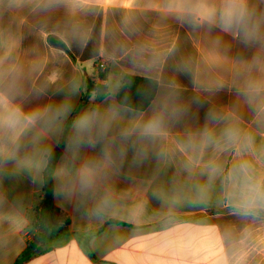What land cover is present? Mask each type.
<instances>
[{"label":"clouds","instance_id":"1","mask_svg":"<svg viewBox=\"0 0 264 264\" xmlns=\"http://www.w3.org/2000/svg\"><path fill=\"white\" fill-rule=\"evenodd\" d=\"M134 7L156 11L161 20L171 18L194 31L210 34L218 29L252 49L249 57L229 58L226 77L214 74L194 56L182 57L175 66L176 72L192 76L197 103L199 94L212 95L225 87L234 91L235 102L211 107L202 127L173 134L172 125L188 111L182 85L165 71L177 52L176 37L157 41L156 25L153 34L132 40L136 29L129 14L123 25L106 28L101 36L104 59L113 70L92 94L91 106L67 124L72 98L81 90L80 78L65 81L58 75L38 86L43 62L21 51L18 32L0 25V174L9 163L16 173L30 172L34 182L47 173L66 199L75 197L85 222L98 225L125 208L141 215L147 211V198L132 197L129 189L117 191L112 176L118 174L129 148L136 165L154 155L156 170L144 183L152 188L165 215L183 207L203 208L220 197L233 216L246 222L247 243L234 253L232 264H264L260 259L264 257V0H136ZM60 8L66 15L53 30L66 41L86 44L93 30L87 17L104 8L101 0H0V18L6 10L26 9L47 17ZM46 29L47 22L42 31ZM202 45L212 51L229 46L219 36ZM136 75L155 90L149 111L134 107L126 93L121 96ZM57 81L63 84L58 91L65 94L60 103L25 110L26 101L45 94L47 85ZM98 96L103 103L96 102ZM66 129L68 155L53 168L51 140L59 142ZM97 146L99 152L81 158L83 148ZM170 164L176 165L173 177L159 180L161 170ZM256 224L258 228L253 227Z\"/></svg>","mask_w":264,"mask_h":264},{"label":"crops","instance_id":"2","mask_svg":"<svg viewBox=\"0 0 264 264\" xmlns=\"http://www.w3.org/2000/svg\"><path fill=\"white\" fill-rule=\"evenodd\" d=\"M104 7L96 15L87 17L92 26V36L86 44L66 41L53 25L62 20L65 9L60 8L47 17L29 13L26 9L20 13L6 10L0 25L9 28L20 36V49L30 59L39 57L43 69L36 83L56 80L60 75L65 81L78 76L81 90L72 98L73 111L67 124L81 111L93 103L90 83L103 86L113 70L104 59L101 36L105 29L123 25L125 17L131 15L130 25L136 31L132 40L153 34L159 42H167L176 37L177 52L170 57L166 65V75L175 76L182 85V99L188 111L179 122L172 125L173 134L188 128L202 127L207 111L213 106L231 105L235 102L234 91L227 87L215 94H199L194 91L192 76L176 72L175 66L182 57L194 56L202 58L205 65L214 74L226 77L231 67L229 58L249 57L252 49H246L238 41L227 34L213 29L210 34L204 30L194 31L187 24L174 19L161 20L158 12L141 11L135 8L136 0H101ZM47 22V29H45ZM221 37L229 45L220 51H212L203 46L209 38ZM64 46V47H62ZM126 66L125 61H121ZM103 66L105 79L97 80L99 68ZM141 77L140 75H136ZM62 82L48 84L45 94L33 96L26 101L25 110L37 104L60 103L65 94L58 89ZM98 100V101H97ZM96 102L103 103L104 98ZM150 106L145 110L149 111ZM67 129L57 142H51L53 154L57 153L56 167L65 162ZM83 148L81 158L99 152ZM23 149L21 154H23ZM134 152L131 148L120 166L118 174L112 176L117 191L130 190L132 197L144 195L147 198V211L141 215L129 213L123 209L100 224H89L83 219L74 198L66 199L59 191L58 182L54 178V203L70 218L67 234H49L37 242L36 209L44 200V175L42 180L33 181L27 170L14 172V165L9 163L3 174H0V264H232L234 253L245 243V221L233 216L223 199L217 197L210 200L205 207H183L174 215H165V209L152 196V188L144 182L152 179L157 161L154 155L149 156L142 164H133ZM79 161H77V164ZM176 172V165L163 168L159 180L168 181ZM125 205L131 203L126 200ZM258 228L259 224L253 226ZM95 257V259H94ZM264 262V257L260 258Z\"/></svg>","mask_w":264,"mask_h":264},{"label":"trees","instance_id":"3","mask_svg":"<svg viewBox=\"0 0 264 264\" xmlns=\"http://www.w3.org/2000/svg\"><path fill=\"white\" fill-rule=\"evenodd\" d=\"M100 77L105 79L103 74ZM98 88L99 85L90 83L92 91H96ZM125 93L134 107L144 111L151 105V101L155 96V90H149L148 82L137 76L131 77L130 85L121 93V96ZM56 161L57 153L52 156L51 167H56ZM44 182V200L36 209V227L40 232L37 237L38 243L49 234L61 235L69 233L71 225L69 216L54 203V178L45 173Z\"/></svg>","mask_w":264,"mask_h":264},{"label":"built area","instance_id":"4","mask_svg":"<svg viewBox=\"0 0 264 264\" xmlns=\"http://www.w3.org/2000/svg\"><path fill=\"white\" fill-rule=\"evenodd\" d=\"M103 70H104V67L103 66H101L100 68H99V75H98V78H97V80H99L100 81V75L102 74V72H103Z\"/></svg>","mask_w":264,"mask_h":264},{"label":"water","instance_id":"5","mask_svg":"<svg viewBox=\"0 0 264 264\" xmlns=\"http://www.w3.org/2000/svg\"><path fill=\"white\" fill-rule=\"evenodd\" d=\"M101 87H103V86H100L99 88H101ZM101 98H102L101 96H98V97H97V99H101Z\"/></svg>","mask_w":264,"mask_h":264},{"label":"rangeland","instance_id":"6","mask_svg":"<svg viewBox=\"0 0 264 264\" xmlns=\"http://www.w3.org/2000/svg\"><path fill=\"white\" fill-rule=\"evenodd\" d=\"M37 232H38V234H37V235H39V233H40V232H39L38 228H37Z\"/></svg>","mask_w":264,"mask_h":264}]
</instances>
